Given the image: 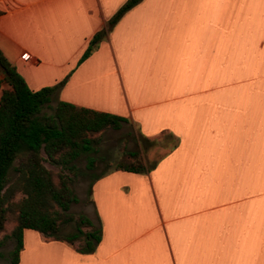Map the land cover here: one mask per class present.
<instances>
[{
  "label": "crops",
  "instance_id": "1",
  "mask_svg": "<svg viewBox=\"0 0 264 264\" xmlns=\"http://www.w3.org/2000/svg\"><path fill=\"white\" fill-rule=\"evenodd\" d=\"M123 1L0 0V51L30 89L63 79L48 103L166 146L146 171L97 169L92 251L23 228L15 264H264V0H139L106 28Z\"/></svg>",
  "mask_w": 264,
  "mask_h": 264
},
{
  "label": "trees",
  "instance_id": "2",
  "mask_svg": "<svg viewBox=\"0 0 264 264\" xmlns=\"http://www.w3.org/2000/svg\"><path fill=\"white\" fill-rule=\"evenodd\" d=\"M137 1L124 0L106 28ZM106 28L91 36L77 62L90 52ZM0 70L5 83L0 89V244L5 237L14 239L9 251L11 264L18 259L23 228H32L45 238L64 240L80 252L92 251L100 239L99 226L83 212L68 210L70 202L77 199L69 184L76 170L74 159L85 153L89 168L95 161L88 155L96 149L95 134L117 127L125 119L64 100L48 103L63 79L30 89L1 51ZM44 106L50 111L42 110ZM121 149L115 169L139 172L151 167L138 150ZM68 221H72L73 230L62 232L61 226Z\"/></svg>",
  "mask_w": 264,
  "mask_h": 264
},
{
  "label": "rangeland",
  "instance_id": "3",
  "mask_svg": "<svg viewBox=\"0 0 264 264\" xmlns=\"http://www.w3.org/2000/svg\"><path fill=\"white\" fill-rule=\"evenodd\" d=\"M42 110L46 112L50 111L49 107L44 106ZM136 131L134 125L126 122L119 121L117 127H106L95 135L98 136L97 141L94 143L96 149L90 151L88 155L95 157V161L89 168H86V154L79 153L74 159L75 173L71 177L69 184L72 189V193L76 196V201H71L69 204V211L82 212L86 209L85 214L91 213L90 205L88 203V184L93 175L97 172L98 168H106V166H114L116 159L120 155L121 148L126 149H138V145L135 141L134 132ZM166 148L157 144H150L140 153L142 160L150 162L156 159L160 153ZM48 167L56 169V165H52L48 162H44ZM84 212V211H83ZM89 216V215H88ZM10 222H7V227ZM72 221H68L61 226L62 232H68L73 230ZM14 244V239L11 237H5L0 244V264H11L9 260V251Z\"/></svg>",
  "mask_w": 264,
  "mask_h": 264
}]
</instances>
